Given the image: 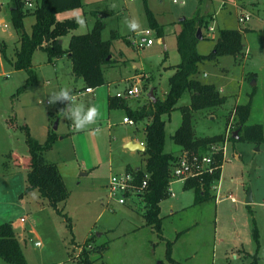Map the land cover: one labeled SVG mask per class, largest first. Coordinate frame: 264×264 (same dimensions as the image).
Instances as JSON below:
<instances>
[{
  "label": "rangeland",
  "instance_id": "1",
  "mask_svg": "<svg viewBox=\"0 0 264 264\" xmlns=\"http://www.w3.org/2000/svg\"><path fill=\"white\" fill-rule=\"evenodd\" d=\"M24 1L28 12H34L40 4V0ZM27 1L33 4L31 8L26 5ZM82 1V7L60 13L63 19L82 18L85 21L83 25L78 23V27L64 37V46L68 48L69 38L73 34L90 33L97 21L101 20L105 25L102 39L113 44L109 57L112 60L110 67L113 68L105 69V76L112 82L119 80L114 89L125 98L126 88L131 81L124 78L121 82L123 75H143L139 78H143L141 84L145 98L155 85L168 89L169 76L164 66L181 61L177 35L182 30V18L205 16L208 24L202 28L203 35L209 34L214 26L215 31L210 32L214 37H206L199 42L198 51L201 54L214 51L215 40L221 30L241 31L243 55L221 56L200 64L201 74L198 77L206 83L216 84L228 99L224 105L211 111L193 112V124L198 138L225 132L230 138L237 125L232 121L231 131L228 132V117L236 105L251 102L247 125H264V0H178L179 3L150 0L155 13H160L156 17L163 27L162 36L150 26L144 0ZM2 2L4 9L0 18L6 28L5 31L0 29V226L5 223L12 225L22 242L28 264H72L70 260L82 264L86 252L91 260H95V264H175L171 260L177 264H253L256 260L257 264H264V143L256 145L227 140L223 144L222 176L220 181L214 183L212 190L217 201L214 197L196 204L194 189H186L181 181L172 182L170 188L175 192V197L170 195L161 202L163 225L159 233L153 226L146 225L143 216L145 202H141L142 205L129 199L127 204H120L119 197L114 199L109 196L107 178L93 180L80 177L81 172L73 168L68 172L69 167L74 166L69 163L76 162L77 158H87L89 161L92 153L87 151L91 152L93 148H88L92 146L87 138L82 140V145L72 138V122L59 114L54 115L56 109L63 105H49L47 98L61 88H69L73 95L78 96L83 83L76 82L72 76V65L67 57L48 62L47 52L39 50L35 54V78L19 94V89L27 85L30 75L26 70H17L14 66L19 44L11 22L12 0ZM245 13L250 14L251 18L240 23L239 19ZM125 18L137 19L143 31L151 30L152 34L148 37L153 38V45L134 47V41L143 40V31H129L124 24ZM35 22V15L26 18L25 29L28 33ZM123 58L127 60L125 66H116ZM76 101L85 107L94 104L84 97ZM136 103H142V100H136ZM190 103V93L187 92L179 101L177 110L170 116H164L167 125L166 151H172L170 153L176 151L172 134L180 124V108ZM95 105L101 109V118H107L105 105L100 101ZM111 121L112 138L121 140L126 135L140 133L136 127L121 124V112H113ZM24 125L30 126L32 135L34 132L37 136L42 135L47 125L52 129L57 125L55 132L58 134L71 133L70 136L63 135L64 140H57L54 150L48 154L49 161L62 166L70 193L69 199L60 206V212L43 203L38 190L25 192L29 162L22 159L29 154V150L25 131L21 129ZM102 149L106 153V148ZM82 153L84 157L80 158ZM114 158L119 168L141 161L138 154L129 156L121 153L120 148L115 150ZM138 164L146 170L144 163ZM250 199H254L253 202H249ZM23 218L26 222H22ZM255 230L260 235V246L254 239ZM89 231L92 233L91 239L79 244ZM37 242L40 243L39 247L35 245ZM100 246L105 247L103 252ZM0 264L7 263L0 259Z\"/></svg>",
  "mask_w": 264,
  "mask_h": 264
},
{
  "label": "trees",
  "instance_id": "2",
  "mask_svg": "<svg viewBox=\"0 0 264 264\" xmlns=\"http://www.w3.org/2000/svg\"><path fill=\"white\" fill-rule=\"evenodd\" d=\"M203 1L200 0V2ZM11 5V22L18 35L19 44L15 51L14 66L17 70H26L30 75L27 85L19 89V94L35 78L33 57L39 49L47 52L51 62L67 55L72 62L74 75L84 80L86 88H98L106 84L104 69L112 64L109 57L113 44L112 41L102 39V30L105 25L101 20L97 21L90 33L72 35L68 49H64L61 44L62 38L78 27V22L76 18L60 21L57 16L65 11L82 7V0H40L38 8L34 12L27 11L24 0H12ZM145 11L150 26L162 36L163 27L159 24L146 0ZM30 15L36 16L31 34L25 29V20ZM180 24L182 30L177 35V49L181 56V62L175 66L176 71L169 78L170 91L166 99L164 101L157 99L155 103L151 102L150 106H145L134 112L130 111V116L136 121H143L147 117H152V122L146 126V152L144 154L148 156L146 172L150 174V178L144 196L146 211L143 216L147 225L153 226L159 233L162 232L160 205L164 199L170 196L172 165L178 157L174 153L166 152V121L163 117L170 116L176 111L183 96L187 92L191 93V104L180 108L183 117L182 124L172 136V140L175 145L182 148V151L189 152L190 156L200 158L211 156L214 159L215 167H218L216 172L214 174L206 173L200 178L189 179L185 183V188L195 190L196 204L214 197L216 199L212 190L214 183L221 179L224 154L223 152L214 153L212 147L225 141L226 132L220 135L198 138L193 124V112L211 111L224 105L228 98L216 84L206 83L198 77L200 74L199 66L203 62L214 61L221 56L238 57L244 52L243 33L239 30L223 29L216 40L214 51L209 54H201L198 51L200 42L198 30L204 28L208 24V20L205 16L197 15L181 21ZM202 39H205L204 35ZM115 98L121 101V98ZM115 98L110 99V108H114ZM251 110V102L246 105L235 106L227 119L226 130L234 121L237 125L235 132L239 131V137L235 138V132H233L228 141L240 140L256 145L264 143V125H247ZM21 129L25 131L30 155L25 192L31 193L38 190L42 200L60 212V206L69 199L70 193L58 165L48 162L45 158V153L53 149L58 140V135L52 132L47 141L41 144L32 135L27 125ZM11 154L10 158L13 161ZM136 175L137 183L141 184L145 172L140 170L137 171ZM254 239L260 246V235L257 230H255ZM104 249V246H100L101 252ZM84 257L85 260L82 261V264H93V260L90 259L87 252L84 253ZM0 259L7 264H28L22 245L10 223L0 226ZM171 261L177 264L174 260ZM257 262L256 260L253 264H257Z\"/></svg>",
  "mask_w": 264,
  "mask_h": 264
},
{
  "label": "crops",
  "instance_id": "3",
  "mask_svg": "<svg viewBox=\"0 0 264 264\" xmlns=\"http://www.w3.org/2000/svg\"><path fill=\"white\" fill-rule=\"evenodd\" d=\"M158 1L163 2V0H158ZM144 2H145V0H144ZM146 2L148 3L150 9L153 11V13L155 14V16L156 15L159 16L160 13H158V14L155 13V11H154L155 8L153 9V6L150 4V0H146ZM57 17H58V19L60 21L66 20V19H72V18H68V17H66L64 19L63 18H60V14H58ZM100 18H101V16H100ZM31 32H32V30L29 32V34H31ZM73 35H76V34H73ZM204 35H205V38L206 37L207 38H213L214 37L213 34H210V31H209V34L207 32V35L205 33H204ZM70 39L71 38H69V43H70ZM202 40H204V39H202ZM69 43H68V47H69ZM134 43H135V41L132 43V45L134 47H136V45H134ZM61 44L63 45V48L64 49H68L67 47L64 46V44H65L64 37L61 40ZM39 50H42V49H39ZM39 50H37L35 54H37L39 52ZM35 54H34V57H33V66L34 67L36 66L35 65ZM64 57H67V60L71 62V60L68 58L67 55L64 56ZM64 57L59 58V59H63ZM59 59H57L55 61H58ZM123 59H122L123 63H121L122 61H118V63H117L116 66H118V67L125 66V64H126L125 62H127V60L126 59L123 60ZM48 62H51V61H48ZM165 63H166V61H165ZM179 63H168L169 65L167 64L166 66H164L166 68V70L168 71L167 72V75L169 76V78L175 73V71H176L175 70V66H177ZM55 65H56V63H55ZM71 65H72V62H71ZM136 65L139 68H142L139 63H136ZM110 68H113V67H110V65L107 66V67H105V69H108V70ZM105 69H104V74H105ZM200 74H201V72H200ZM205 75H206V73L204 74V76ZM72 76L75 78L76 82L83 83V88H80L78 90L79 91L78 94H77L78 96H75L76 97V100L77 99L79 100V98L84 97V98H86L87 101L89 100L88 102H92L93 101L94 104L97 103L98 101H100L101 103H103L105 105V107H106V109L108 111V114H107V118H100V120L98 121L97 125L91 126L93 129L96 128V127H99V129H100V132L99 133L91 132L90 130H85V131H80V132L75 133L76 131L74 130L73 126L71 125L72 131H73L72 138L75 139L76 141H79L81 145H82V140H85V138L89 139L91 141V146L92 147H88V146L87 147L88 148H93V149H91L92 150L91 152L87 151L88 153H92L90 155V157H88V160L89 161H87V158H86V160H84V159H79L78 160V158H77V161L76 162H70L69 163V164H74V166L69 167L68 172H71V169L73 168V169L78 170V171L81 172L80 177L85 176V177H87L89 179H93V180H102V179L105 180L107 178L108 181L106 180V182L109 183V177L112 174H124V173H127V172L128 173H135L136 174L137 171L143 170L142 169V165H139L138 163L139 162H142V163L145 164V167H146V159L148 158V156H146L144 154L146 152V143H145V141H146V126L152 122V117H147L143 121H136V120H134L130 116V111L131 112L132 111L134 112V111H137V110H139V109H141V108H143L145 106H150L151 105V102H154L151 98L148 97V94L150 92L147 94V97L146 98L143 97V95H142L143 98L141 97L140 99H132V98H129V97H127V98L123 97V98H121V101H118L115 97H117V94L119 92L115 91V89H114V87L117 88L116 82L119 81L118 79L116 81H113L112 82V81L107 80L106 79V76H105V82H106L105 85L106 86L103 85V86L98 87V88H92V91L91 92H87L86 91L87 88H86V85H85L84 80L82 78H77L74 75V73H73V66H72ZM142 76L143 75L127 76V77H125L123 75V76H121V82H123L124 78H126L127 81L129 79L131 81V84H129L127 86V88H128L129 86L135 84L137 81H140V83H142L141 80L143 78L140 79ZM144 76H145V78H148V76H146V75H144ZM133 78H135V80H132ZM141 85L143 86V84H141ZM153 85L154 84H150V86H153ZM104 86H105V88H102ZM100 88H102V89L99 90ZM218 88L221 90L222 93L225 94V92L220 87H218ZM152 89L155 92L154 94H155L156 98L159 99V100L164 101L166 99L169 91H170V84H169L168 89H166L163 86L160 89L156 85L154 87H152ZM111 98H115V101H114L115 106H114V108H110V99ZM190 98H191V93H190ZM136 100L137 101L142 100V103L137 104L136 103ZM190 104H188V105H190ZM177 107H178V105H177ZM58 111L59 110L57 108L56 109V113H54L55 116L58 115ZM113 112H115V113L121 112V124L123 123V124L129 125L128 123L125 122V118H129V119L134 120L135 121V125H129V126L130 127H136L137 128L136 130H139L140 133H136V134H134V136L133 135H126L123 138H121V140L118 139L117 137L112 138L113 134L111 133V131H112V128H113V123L111 121V115H112ZM182 119H183V117H181L180 124L174 130V133L181 126ZM48 121H49V119H48ZM29 128H30V131H31L32 128L30 126H29ZM57 129H58V127H55L54 129H52L49 125H47L45 131L42 132V135L37 136L33 132V136L41 144H44L47 141L49 135L52 132H55V130H57ZM55 133L58 135V141L64 140V136H70V134H71V133L69 134V132H63L61 134H58L57 132H55ZM174 133L172 134V136L174 135ZM142 143H144V145ZM130 144H131V146L132 145H135V144H139V145L142 144L145 147V149L144 150H139L138 148L130 149L128 147V145H130ZM54 146H55V144H54ZM54 146H53V149H51L50 151H47L45 153V158H46V160L48 162L56 163L58 165L59 170H60V172L62 174V177L64 179V182L66 184L65 177H64L65 174H64V171L62 170L63 169L62 166L58 162L49 161V159H48V154L49 153H52V151L54 150ZM175 147H176V151H174V153L179 156L182 153V148L180 146H177V145H175ZM102 148H106L105 149V150H107L106 153H103V149ZM119 148L121 149V153L129 154V156H136L138 154L139 155V158L141 159V161L135 163L134 165H132L131 163L124 164V167L123 168L122 167L119 168L117 165H115V158H114V152H115L116 149L118 150ZM28 150H29V148H28ZM166 152H168V151H166ZM170 152H172V151H170ZM14 155H15V153H14ZM24 156H25V159L23 158L22 161L25 160V161L29 162L30 155L27 154V155H24ZM76 157H77V155H76ZM83 157L84 156H83V153H82V157H80V158H83ZM79 161H80V163H79ZM21 165H22V163H21ZM26 169L28 170V168H26ZM222 170H223V168H222ZM143 171L145 172V176H146V174H149L148 172H146V170H143ZM78 175H79V173H78ZM182 183L185 185L184 182H182ZM107 186H108V184H107ZM170 189L173 191L172 188H170ZM173 193H174V196H172V195L171 196L172 197H175V192L173 191ZM40 198H41V196H40ZM131 200H134L133 203L145 202L143 198L141 199V198H134V197H132L129 201H131ZM253 200L254 199H251V202H253ZM220 201L221 200H219V202ZM43 203H47V202L43 201ZM125 204H127V201H126ZM144 204H145V206H144V208H145L144 212H145L146 211V203H144ZM250 204L251 203H248V205H250ZM146 225H147V223H146ZM91 236H92V233H90V231H89V234L86 235L85 238L83 239V241H80L79 244H82V243L88 241L89 239H91ZM17 237H18V239H19V241H20V243L22 245V242H21L18 234H17ZM37 247H39V246H37ZM237 258H238V256H237ZM70 263L76 264V262H74V260H70ZM93 264H95V260H93Z\"/></svg>",
  "mask_w": 264,
  "mask_h": 264
},
{
  "label": "built area",
  "instance_id": "4",
  "mask_svg": "<svg viewBox=\"0 0 264 264\" xmlns=\"http://www.w3.org/2000/svg\"><path fill=\"white\" fill-rule=\"evenodd\" d=\"M135 1V0H130ZM173 3H179L178 0H173ZM26 5H28L29 8L33 6V4L29 1L26 2ZM4 9V3L2 0H0V15L3 13ZM27 9V8H26ZM28 10V9H27ZM251 18V15L248 13H245L241 15L239 22L245 23L249 21ZM6 25L4 21L0 18V29H3L5 31ZM214 27L210 28V32H214ZM152 34V31L147 29L142 32V35L144 36L143 40L141 42H135L134 45L138 48H145L153 45L154 40L153 38H150ZM87 92H91L92 88H87ZM144 94V88L141 85L140 81H137L135 84L129 86L126 91L125 95L129 98H139ZM118 98H123V95L118 93ZM125 122L129 125H135V121L129 118H125ZM231 124L228 128V132H230ZM228 135V134H227ZM229 139L228 136H226V139L224 142L215 144L213 148L214 153L223 152L225 155V145ZM144 145V143H142ZM214 159L211 156H204L202 158L198 156H190V153L187 151H182V153L177 157L176 162L172 165L171 170V176L172 180L170 182V186L172 182L174 181H181L186 183L189 179L193 178H200L202 175L209 173L214 174L218 167H215ZM223 168V166H222ZM150 178V174H146L144 176V180L141 184L137 183V176L135 173H124V174H112L109 178V183L107 186V190L109 192V196L111 198H118V202L120 204H125L126 201L134 198H143L146 194V190L148 187V181ZM220 181V180H219ZM218 187V191H219ZM170 195L174 196V193L171 189H169ZM235 201V199L233 198ZM22 222H26V219L23 218ZM36 246H40V243L37 242Z\"/></svg>",
  "mask_w": 264,
  "mask_h": 264
},
{
  "label": "clouds",
  "instance_id": "5",
  "mask_svg": "<svg viewBox=\"0 0 264 264\" xmlns=\"http://www.w3.org/2000/svg\"><path fill=\"white\" fill-rule=\"evenodd\" d=\"M115 7V5H113ZM77 22L81 25L85 23L82 18H77ZM124 24L131 32H142L141 24L135 18H125ZM49 105L62 104L63 107L59 109L58 114L64 119L70 120L75 131L90 130L91 132L99 133V127L92 128L97 125L102 113L101 109L95 105L90 104L85 107L82 103H77L75 95L69 88H61L58 92H54L47 98Z\"/></svg>",
  "mask_w": 264,
  "mask_h": 264
},
{
  "label": "water",
  "instance_id": "6",
  "mask_svg": "<svg viewBox=\"0 0 264 264\" xmlns=\"http://www.w3.org/2000/svg\"><path fill=\"white\" fill-rule=\"evenodd\" d=\"M186 18H182L181 19V21H184ZM202 29H199L198 30V38H199V40H202V38H203V35H202ZM148 97L149 98H151L154 102H156L157 101V98L155 97V94H154V90H151L150 91V93L148 94ZM56 127H57V125H56ZM239 131H237V132H235V134H234V137L235 138H238L239 137ZM128 147L130 148V149H133V148H138L139 150H144L145 149V147L142 145V144H135V145H132L131 146V144L130 145H128ZM249 202H251V199H250V201Z\"/></svg>",
  "mask_w": 264,
  "mask_h": 264
}]
</instances>
